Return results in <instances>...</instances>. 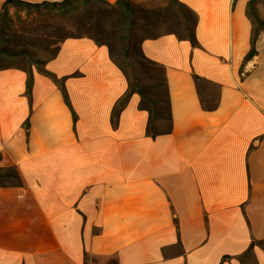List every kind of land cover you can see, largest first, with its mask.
I'll use <instances>...</instances> for the list:
<instances>
[{
	"label": "crops",
	"instance_id": "crops-1",
	"mask_svg": "<svg viewBox=\"0 0 264 264\" xmlns=\"http://www.w3.org/2000/svg\"><path fill=\"white\" fill-rule=\"evenodd\" d=\"M249 1L178 0L196 45L142 39L165 71V131H148L137 92L112 124L129 83L91 37L43 63L71 106L35 64L30 93L28 70L0 69V167L22 181L0 184V264H264V26ZM254 9L264 21V1Z\"/></svg>",
	"mask_w": 264,
	"mask_h": 264
},
{
	"label": "rangeland",
	"instance_id": "rangeland-1",
	"mask_svg": "<svg viewBox=\"0 0 264 264\" xmlns=\"http://www.w3.org/2000/svg\"><path fill=\"white\" fill-rule=\"evenodd\" d=\"M132 3L130 19L115 5L109 6L99 0L77 2L69 8L10 5L5 9L1 5L0 69L19 66L29 70L35 64L41 70L62 40L91 37L108 47L111 57L127 73L130 88L143 93L141 104L152 112L154 132L165 131L169 117L164 72L161 66L140 55V43L146 37L167 32L180 37L192 36L195 17L173 0ZM254 25L256 29L264 26L258 21ZM7 172L0 167V174ZM5 182L6 179L0 178V184Z\"/></svg>",
	"mask_w": 264,
	"mask_h": 264
},
{
	"label": "trees",
	"instance_id": "trees-1",
	"mask_svg": "<svg viewBox=\"0 0 264 264\" xmlns=\"http://www.w3.org/2000/svg\"><path fill=\"white\" fill-rule=\"evenodd\" d=\"M89 1H92V0H61V1H58V2L45 1V2H42V3H30V2L23 1V0H5L2 6L5 9L8 8L10 5L24 6V7H29V8L30 7H38V6H41V5H51V6H60V7H68L69 8L71 6H74V4L77 3V2H89ZM99 1L105 3L106 5H109V6L115 5L116 7H118L121 10L122 13H124L125 16L129 17V19H130L131 13H132V10H133V3H132L131 0H117L114 4H111L107 0H99ZM254 2H255V0H250L249 1L248 13H249L250 17L252 18L253 22H257L258 21V22H260L261 24L264 25V21H262L260 18H258L257 14H256V11L254 9ZM173 3L176 4L177 6L185 8L184 6H182V4H180L178 2V0H173ZM194 17H195L194 18V24H195L196 16L194 15ZM185 38H189L191 43L193 45H196V41L194 39V28H192V36H188V37H185ZM255 38H256V35L254 34V36L252 38V47H251L250 51L247 53V55L245 56L244 61H246L249 58H251L256 52V50H255ZM110 55H111V53H110ZM140 55L143 58L149 60L142 53V51L140 52ZM112 60L114 61V63L118 67L121 68V70L124 72V74L127 77L128 75L125 72V70L123 69V67H121V64H119L113 58H112ZM149 61H151V60H149ZM151 62L154 63V64H157V63H155L153 61H151ZM157 65L160 66L159 64H157ZM162 69H163V72H164V80H165V71H164V68H162ZM41 70L43 72H45L47 75H49L50 77H52V79L60 85V87L62 89V92L64 94V98H65L66 102L69 104V100H68V97H67L66 89L64 87V79L63 78L59 79L52 72H50L48 70H45L43 68H41ZM194 78L196 80V83H197L198 87L201 86V84L206 82V80L204 78H202L201 76H199L197 74H194ZM127 79H128V83H129V78L127 77ZM32 83H33V76H32L31 70L29 69L28 70V79H27V92L28 93H30V90H31V87H32ZM165 84H166V82H165ZM133 92H137V93L141 94V96L143 98V93L140 90L133 89V88L131 89L130 85H129L128 91L124 94V96H122L116 102V104L114 106V109H113V112H112V124L114 126L117 125V120H118V115H119L120 110L125 106V104L127 103L130 95ZM202 103H203L204 108H208V106L204 103V101H202ZM69 106H71V105L69 104ZM72 112H73V117H74V120H75L76 119V113L74 112V110H72ZM150 127H151V122H150V126H149L148 131H150V129H151ZM0 158H1V155H0ZM1 168H3V169L8 171L7 173L0 174V178H4V179L7 180V182H5V184H1V185H21L22 184L20 176H19L17 170L15 169V167L10 166V167H1ZM12 179H13V181H12Z\"/></svg>",
	"mask_w": 264,
	"mask_h": 264
}]
</instances>
